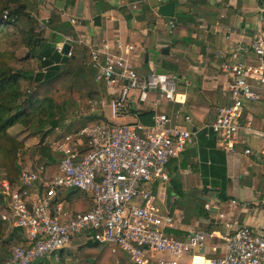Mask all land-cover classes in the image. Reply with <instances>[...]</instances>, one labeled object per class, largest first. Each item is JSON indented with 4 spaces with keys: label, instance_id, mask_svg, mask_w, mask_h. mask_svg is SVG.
<instances>
[{
    "label": "built area",
    "instance_id": "built-area-1",
    "mask_svg": "<svg viewBox=\"0 0 264 264\" xmlns=\"http://www.w3.org/2000/svg\"><path fill=\"white\" fill-rule=\"evenodd\" d=\"M260 15L264 21V10ZM32 14V13H31ZM44 28L46 19L37 18ZM7 17V11L3 13ZM72 25L80 20L68 19ZM249 47L255 61L225 60L222 68L230 77L223 90L229 101L219 105L211 121L205 125L216 145L224 151H234L238 143L250 154L253 147L243 136L256 134L264 145V34L256 30ZM133 45L117 41L111 50L106 40L90 46L93 64L97 67L95 81L103 86L110 108L109 116L80 127L58 132L49 142L52 150L61 154L60 173L51 174L46 164L24 166L18 182L0 179V218L5 229L17 227L23 241L13 244L10 254L1 264H32L37 259L57 257L76 235H90L100 243H114L136 264H264V229L219 212L225 231L222 254L195 262L193 256L183 262L189 251L204 247L214 231L195 230L177 237L166 231L175 217L169 206L153 190L165 189L169 181L166 165L177 158L192 141L194 131L177 122L165 112L153 114L149 122L140 119L117 121L123 114L133 113V91L136 97L151 105L165 96L183 102L176 91L177 76L161 71L139 74L128 54ZM58 51L62 44H56ZM70 53V51L68 52ZM103 54L102 61L99 56ZM223 56L222 52H217ZM156 94L154 100L148 98ZM263 105L262 126L257 128L245 116V101ZM103 115V114H102ZM184 120L191 121L189 115ZM264 152V147L260 149ZM75 188L90 195V207L73 211L66 198L59 196L65 189ZM63 196V195H62ZM173 197V196H172Z\"/></svg>",
    "mask_w": 264,
    "mask_h": 264
},
{
    "label": "crops",
    "instance_id": "crops-1",
    "mask_svg": "<svg viewBox=\"0 0 264 264\" xmlns=\"http://www.w3.org/2000/svg\"><path fill=\"white\" fill-rule=\"evenodd\" d=\"M161 2L27 0V9L37 18L47 20V32L43 35L55 44L81 42L90 49L91 45H98L104 39L111 50L115 49L117 41L131 44L133 48L128 57L131 64L133 58L137 60V67L132 66L139 74L148 73L150 66H160L155 61L161 58L176 64L174 71L167 72L177 76L176 91L184 97L183 102L169 100L172 105L168 104V110L160 111V100L151 105L139 101L136 90L131 97V104L135 106L133 113L120 115L117 121L141 119L136 111L150 109L153 114L165 112L194 131L192 141L180 156L171 158L176 162L171 164L167 187L172 201L178 199L180 191L195 189V205L199 208L197 212L188 213L182 207L174 211V207L169 206L175 222L166 231L177 237L195 230L214 231L217 235L207 238L204 247L189 251L183 259L188 262L193 256L195 262H201L208 256L222 254V239L218 234L225 228L219 212L225 211L227 217L255 229H264V152H260L263 142L256 134L244 132L243 136L253 147L252 153L245 154L241 143L228 152L218 147L214 140V148L224 153L226 166L225 190L221 194L220 176L210 168L214 153L209 151V135L206 131L202 134L217 107L229 101L223 90L230 74L222 68V62L232 59L255 61L249 43L256 30L264 34V21L260 18L264 0H175L174 20L157 12ZM177 12L184 17H178ZM72 16L80 20L78 25L70 23L68 19ZM53 17L58 20L51 24ZM57 21L64 24L62 28L53 26ZM163 47L168 48L167 53L162 51ZM218 51L224 55L219 56ZM102 59L101 53L99 61ZM143 63L148 64L146 71L141 69ZM207 90H213V96L207 94ZM262 111L261 102L245 101V116L257 128L262 126ZM185 115L190 116V122L184 120ZM204 185L218 189L204 190ZM4 232V239L10 236L14 239V231L5 229ZM1 250L0 264L10 254L4 247Z\"/></svg>",
    "mask_w": 264,
    "mask_h": 264
},
{
    "label": "trees",
    "instance_id": "trees-1",
    "mask_svg": "<svg viewBox=\"0 0 264 264\" xmlns=\"http://www.w3.org/2000/svg\"><path fill=\"white\" fill-rule=\"evenodd\" d=\"M27 8V0H0V177L7 178L13 185L18 182L21 169L19 154L25 147L24 141L37 134L42 138L47 136L53 127L62 122L63 108L68 103H87L92 93L96 92L94 77L97 67L93 64L89 47L81 42H71L70 53L58 51L56 44L38 30L39 22ZM5 11L7 17H3ZM177 16L184 17L179 12ZM56 20L53 17L50 23ZM63 25L59 21L53 24L59 29ZM22 47L25 51L18 55L17 50ZM33 58L37 60L36 67L31 63ZM158 63L165 71L176 69L174 62L164 58ZM205 92L211 96L214 94L213 90ZM136 113L144 122H149L153 116L150 109H141ZM95 117L92 114L89 118L80 119L76 126L75 122L66 125L65 130L80 127ZM209 140V151L214 153L210 168L220 176L219 193L224 194V153L214 148L212 134ZM39 152L45 158L49 173L61 172L58 168L61 154L52 150L49 142L40 145ZM66 199L73 211H85L91 203L88 192L75 188L67 190ZM2 202L0 196V205ZM4 230L0 218V240L8 244L4 239ZM11 230L20 235L19 228ZM77 254L82 259L81 264H115V257L117 264H136L116 244L100 243L90 235L79 246ZM37 260L32 264H44L45 259Z\"/></svg>",
    "mask_w": 264,
    "mask_h": 264
},
{
    "label": "rangeland",
    "instance_id": "rangeland-1",
    "mask_svg": "<svg viewBox=\"0 0 264 264\" xmlns=\"http://www.w3.org/2000/svg\"><path fill=\"white\" fill-rule=\"evenodd\" d=\"M46 27V26H45ZM44 28H40L38 27V30H40V32L42 33V35L47 32V30ZM25 51V48H19L17 50L18 55H21L23 52ZM150 57L153 59V55L151 54ZM156 63H158L157 61H155ZM31 63L33 64L34 67H36L37 64V60L35 58L31 59ZM143 67L141 68L143 71H146L148 69V64L147 63H143ZM132 65L134 67H137L138 62L137 60H135L134 58L132 59ZM151 71H161V72H167L165 71L166 69L162 68L161 66L158 65H154L153 67L150 66ZM169 73V72H167ZM95 81V79H94ZM95 85H96V92H93L91 97L89 98L87 103H80L79 105H73L71 103H68L64 108H63V120L60 123L59 126H55L52 128L51 132L45 136L44 138L41 137V135H35L32 136L28 139H26L24 141V148L21 149L20 154H19V162L21 164V167L24 166H32V167H36L39 166L40 164H45V158L40 154L39 152V147L40 145L42 146L44 139L47 137L49 138V140L51 141V144H53V138H55L58 132L61 131H66L65 129L67 128L66 125L72 124L73 122H75V126L79 124V120L80 119H85V118H89L90 115L95 114L97 117L89 119L86 122H94L97 120H100L102 118H106V116H104L105 114L107 116H109V112H110V108L107 105L108 102L103 103V99H108V96L105 92V89L103 88V86L101 84H99L98 82L95 81ZM180 87V86H179ZM179 87L177 88V90H179ZM133 94H135V91H133ZM156 97V94L153 92H150L148 95V98L151 100H154ZM168 104L172 105L171 102H169V99H167L165 96H161L160 97V101H159V109L160 111H167L168 110ZM103 114V115H102ZM117 120V119H116ZM120 122V121H119ZM74 128V127H72ZM50 142V141H49ZM173 162H176L175 159H171V161L166 165V169L168 174H171V164ZM2 174V173H0ZM1 179V177H0ZM179 179V178H177ZM67 190L65 189L63 191V193L61 194V196H59V198L64 199L66 198V194H67ZM195 189H191V191H180L179 192V197L176 200L170 199L169 200V188L166 187L165 189H155V192L157 193V195L160 197V199L166 203L168 206L174 207V211L177 210V208L182 207L185 210H187V212H191V211H198L199 206L195 205V195L196 192L193 191ZM202 191V190H201ZM171 194V193H170ZM63 195V196H62ZM68 201V200H67ZM68 203H70L68 201ZM9 233H11L9 231ZM5 234V232H4ZM5 240L8 242V244H4L2 242V240H0V247L1 249H8L10 251V248L13 244L19 243L23 241V235L20 233V235L18 236V234H14V239L10 236L8 239L5 238ZM85 237L83 234H79L76 235L72 238L71 242L64 248L61 250H59V252L57 253V257H52L49 259H45L44 264H81L82 263V259L78 256L77 254V249L79 248V246L84 242ZM0 249V257H2L1 253L2 250ZM38 261V260H37ZM115 264H117L118 259L117 257H115L114 259Z\"/></svg>",
    "mask_w": 264,
    "mask_h": 264
},
{
    "label": "water",
    "instance_id": "water-1",
    "mask_svg": "<svg viewBox=\"0 0 264 264\" xmlns=\"http://www.w3.org/2000/svg\"><path fill=\"white\" fill-rule=\"evenodd\" d=\"M157 12L161 15L168 16L172 20H174V13H175V0H162V2L157 6ZM71 44L69 42H64L62 44V50L61 52L64 54H68L70 51ZM162 51L164 53L168 52L167 47H163ZM204 190H216L218 188L216 187H209L207 185L203 186Z\"/></svg>",
    "mask_w": 264,
    "mask_h": 264
}]
</instances>
